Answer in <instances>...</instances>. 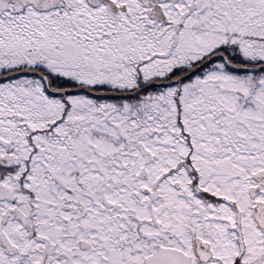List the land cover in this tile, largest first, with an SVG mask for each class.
<instances>
[{"label":"snow or ice","instance_id":"6c2138e0","mask_svg":"<svg viewBox=\"0 0 264 264\" xmlns=\"http://www.w3.org/2000/svg\"><path fill=\"white\" fill-rule=\"evenodd\" d=\"M0 264H264V0H0Z\"/></svg>","mask_w":264,"mask_h":264}]
</instances>
